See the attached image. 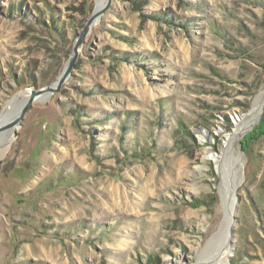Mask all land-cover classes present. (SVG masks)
<instances>
[{
	"label": "rangeland",
	"instance_id": "obj_1",
	"mask_svg": "<svg viewBox=\"0 0 264 264\" xmlns=\"http://www.w3.org/2000/svg\"><path fill=\"white\" fill-rule=\"evenodd\" d=\"M96 5L0 0V118ZM263 92L264 0H113L0 157V264H264Z\"/></svg>",
	"mask_w": 264,
	"mask_h": 264
},
{
	"label": "bare ground",
	"instance_id": "obj_2",
	"mask_svg": "<svg viewBox=\"0 0 264 264\" xmlns=\"http://www.w3.org/2000/svg\"><path fill=\"white\" fill-rule=\"evenodd\" d=\"M104 1L105 0H97V6H100ZM29 92L30 91H27V92L25 91V92L20 93L19 96L9 105V107L3 110V114H2L3 123L8 121V118L6 119L5 117H7V115H9L12 111L16 112L15 115L20 111V109L25 105V103L28 101L29 97L31 96V92L30 93ZM45 99H47L46 96H43V97L41 96L37 101L39 100L43 101ZM256 101L257 102L255 104V107L252 110V117L248 121L246 120L247 122L244 124V126L238 127L233 135L225 136L227 145H229L234 140V137L239 136L240 134L244 133L246 130L251 128L258 120L261 114L262 108L264 106V96L261 95V97H259ZM242 118L243 117H240V120ZM0 123H2V121ZM6 123H9V122H6ZM5 125L6 126L3 129V131L0 132V157L4 154V152L8 148L10 141L13 139L14 131H15V134L17 133L15 130L17 126L16 123H9L8 125L7 124ZM207 157H210V154H208ZM213 159L217 167H220V165H222V158L220 156L213 155ZM227 190L228 189H226L225 187H220L222 196L226 195ZM229 192H231V195H233L234 189H231ZM232 214H233V211L231 213L227 211L226 229L228 232H229V229H231L234 226V224H232L233 222ZM229 233L223 239V242H221V247H220L221 250H220L219 256L215 257V259H213V262L211 261V262H208L207 264L225 263L227 258L232 254L233 252L232 242L234 241V237L231 236Z\"/></svg>",
	"mask_w": 264,
	"mask_h": 264
},
{
	"label": "water",
	"instance_id": "obj_3",
	"mask_svg": "<svg viewBox=\"0 0 264 264\" xmlns=\"http://www.w3.org/2000/svg\"><path fill=\"white\" fill-rule=\"evenodd\" d=\"M113 0H105L100 6H95L93 12L91 13L89 19L87 20L85 26L82 31L77 35L73 51L68 59L64 70L59 75L58 79L49 85H45L35 90H31V96L25 105L20 109V111L15 115L16 112H11L6 119L8 118L9 123H16V125H20L26 113L31 109L33 104L37 102V100L42 96H46L47 99L50 98L53 94L60 91L62 86L68 81V79L73 75V72L76 68L77 61L81 55L82 48L85 44L87 36L90 34L94 26L100 21L104 13L110 7ZM46 100H43L45 102ZM3 114V113H2ZM0 132L5 128V124L3 123V117L1 115L0 118ZM17 135V133H16Z\"/></svg>",
	"mask_w": 264,
	"mask_h": 264
}]
</instances>
